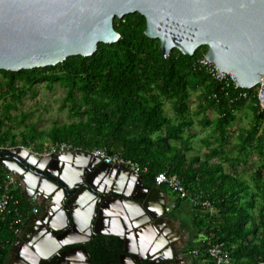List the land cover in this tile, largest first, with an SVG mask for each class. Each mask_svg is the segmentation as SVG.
I'll list each match as a JSON object with an SVG mask.
<instances>
[{"label":"water","instance_id":"1","mask_svg":"<svg viewBox=\"0 0 264 264\" xmlns=\"http://www.w3.org/2000/svg\"><path fill=\"white\" fill-rule=\"evenodd\" d=\"M133 14L146 19L145 34L160 41L164 56L178 50L193 57L207 48L208 61L221 74L231 75L241 89L254 90L264 81V0H0V71L53 67L71 57H91L101 44L120 40L115 21ZM0 167L21 178L26 191L37 190L55 200L56 214L52 211L51 221L39 223L36 233H47L55 240L43 247L52 252L37 256V263L25 259V264H125L129 235L145 228L148 221L161 236L155 255L135 253L130 264H178L181 259V253L172 252L173 238L162 228L167 220L163 187L150 189L143 177L125 169L111 171L88 153L42 156L24 147L4 148ZM111 174L114 179L107 195L99 179ZM35 175L59 189V196L54 197L51 189L42 190ZM128 181L131 194L116 190ZM137 188L144 192L142 196L136 194ZM109 215L118 217L125 231L119 240L123 252L95 262V231ZM76 252L86 254L82 262L71 256Z\"/></svg>","mask_w":264,"mask_h":264},{"label":"trees","instance_id":"2","mask_svg":"<svg viewBox=\"0 0 264 264\" xmlns=\"http://www.w3.org/2000/svg\"><path fill=\"white\" fill-rule=\"evenodd\" d=\"M115 28L120 40L112 45L101 44L91 57L76 56L53 67L2 73L10 75L11 82L21 80L28 86L52 77L55 81L62 79L70 87L67 98L70 104L75 101L76 91L82 93L83 103L89 107L88 120L56 131L52 135L55 146L69 143L83 152L107 149L111 155L133 160L147 170L142 176L148 188L156 184L159 174L177 177L191 194L208 200L216 211L195 218V227L205 235L203 248L222 243L230 251L234 264L264 263L262 228H249L255 222V212L264 223V115L258 107L256 90L235 87L224 90L208 73L196 67L207 48L199 49L193 57L178 50L164 56L160 41L146 36L147 22L140 14L116 19ZM190 91L204 93L199 115L213 109L219 116L213 128L217 138L213 145H205L209 150L205 159L188 157L192 149L190 139L183 136L194 123L188 102ZM242 92L249 93L247 100L236 99ZM250 100L257 104L256 118L251 128L239 137V143L232 145L237 111ZM170 101L177 124L164 110L165 103ZM210 124L213 123L205 117L203 127ZM178 143H182L181 147H177ZM253 156L258 160L254 174L257 193L253 200H248L240 169ZM214 159L221 163H212ZM225 163L231 164V171L224 169ZM8 174L11 173L0 167V184ZM162 187L169 192L168 187ZM17 199V208L10 210L0 222L6 245L5 250H0V264H5L17 239L15 231L36 210V203L24 194H17ZM185 202L178 199L176 204L180 207ZM193 208L205 212L201 207ZM258 234L262 241L255 244ZM116 245L122 248L120 241ZM206 250L200 253L205 254Z\"/></svg>","mask_w":264,"mask_h":264},{"label":"rangeland","instance_id":"3","mask_svg":"<svg viewBox=\"0 0 264 264\" xmlns=\"http://www.w3.org/2000/svg\"><path fill=\"white\" fill-rule=\"evenodd\" d=\"M2 72L0 71V138L3 139V143L0 145L7 148L28 145L25 147L31 148L35 152L48 153L55 147V140L52 135L56 131L64 127L76 126L88 120L86 111L89 110V107L83 103L82 93L76 91L74 103H67L70 87L64 80L55 81L52 77L51 80H44L28 86L21 80H15L14 83L11 82L10 75L8 76ZM203 94V91L189 92L190 115L195 123L201 120L202 116L207 115L211 122L215 124L219 118L215 110L209 109L199 115L200 98ZM172 105L171 101L166 102L164 110L169 119L172 118L177 124ZM256 107L255 100H250L237 111V119L233 123L232 129V145H237L239 137L253 125V121L256 118ZM207 131V129L201 128L200 133L207 136ZM207 154L203 144L195 145V156L205 159ZM214 160H216V162L213 161L214 164L221 163L219 159ZM249 161L248 165L241 167L240 172L243 174L242 178L246 194L249 197L248 200H253L257 193L254 174L257 170L256 162L258 160L257 157L253 156ZM230 166L231 164L225 163L224 169L229 172L231 171ZM168 190V197L171 199V203L178 201L179 198L176 197L173 191L171 189ZM256 205L257 207L261 206V204ZM187 209L188 206L186 205L184 208L185 212H187ZM204 211L198 212L199 216L216 213L213 209ZM255 217L259 220L258 212H255ZM257 223L260 224L257 227L262 228L261 232L264 233V223L262 221ZM190 229L193 231V235H197V231L191 227Z\"/></svg>","mask_w":264,"mask_h":264},{"label":"crops","instance_id":"4","mask_svg":"<svg viewBox=\"0 0 264 264\" xmlns=\"http://www.w3.org/2000/svg\"><path fill=\"white\" fill-rule=\"evenodd\" d=\"M206 116H202L196 123L194 122L191 129L187 130L186 133L183 135L185 137V140H189L190 139V147L192 148L191 151L188 153V156L190 157H194L195 156V145L199 146L200 144H203L204 148L206 149L207 153H209V150L206 148V144L209 145H213L215 143L214 139H216L217 136L215 135V133L213 132V128L215 127L214 124H210L208 127H203V121L205 119ZM209 118V116H208ZM210 119V118H209ZM202 129H207V136H204L203 133H200V130ZM212 130H211V129ZM200 143V144H199ZM179 144V145H178ZM177 147H181L182 143H178ZM199 144V145H198ZM216 162V160H213ZM212 161V163H214ZM111 177L114 179V176H112V174L110 175H106L104 177H102V179L107 180L108 181H112ZM144 181V179H143ZM130 183L126 182V185H124V188H130L131 187V181H128ZM145 183V182H144ZM157 185V184H156ZM132 188V187H131ZM135 188V187H134ZM165 198L168 202L167 207L168 209H171V218L168 219V221H170L171 225L176 227V231L179 230V232L177 231V235H174L173 241H174V249L172 250V252L174 251V253L177 251L178 252V246H181L180 248L182 250L183 246L185 244L186 246V252L184 251L183 253L181 252V250H179V253H182L181 256L179 258H181V262L178 264H203V258L200 257L199 255L195 254V251L200 252L201 250H206L209 248V245L207 246V248H203L204 247V243H203V239L205 237L204 232L198 228L195 227V218L196 216H198V212H196L193 208V206L188 202L183 203V205H181L180 207H178V205L176 204L177 201H174L173 203H171V199H169L168 197V192L165 191ZM178 198V197H177ZM186 205L188 206L187 212H185L184 208L186 207ZM39 208L38 205H36L35 209ZM56 207L53 208V210H55ZM112 209V208H111ZM116 209V208H115ZM212 209V208H211ZM208 209V210H211ZM51 210V211H53ZM214 210V209H213ZM215 211V210H214ZM216 212V211H215ZM255 215V214H254ZM33 212L31 217L27 220V222L25 221L23 227H21V234H19L17 236L16 241L14 242L13 246L11 248H13L14 246H16L17 248L14 249V251L12 252L10 249L9 255L6 259L5 264H21L23 262V258H21L22 256L20 255L21 253H24L23 251H21L22 249L26 248V242L23 241V235L25 233L28 232V230H31V226L33 225V219H34ZM119 219L118 217L116 218V216H106L105 218L102 219L101 224L99 225L98 230H96L95 235H97L96 239V246H94L92 252L95 250V248H103V249H110L109 251H103V250H97L96 253H99V255H104V257H108L110 260L114 257V253L110 252L113 251V249L111 250V248L113 247V243L114 241H119L120 239L123 240V237L125 236V231L121 228L119 221L117 220ZM259 220L256 219L255 217V226L254 223H250L249 228H253L259 226L260 224H258ZM193 226V227H192ZM191 228H193L195 231H197V235H193V231H191ZM163 229H166L164 227V224L162 226ZM166 231V230H165ZM25 232V233H24ZM167 232V231H166ZM260 233H262L260 231ZM260 234L257 235V237L255 238V244H257V242L262 241V238L259 237ZM129 239L127 241L128 243V247L129 250H131L130 255L131 256H135V253H140V252H144L146 254V256L149 257H153L155 255V248L157 246L158 240L160 236V233L157 231V229L155 227L152 226L151 222H146V227L137 231L134 235H129ZM78 240H81V238H76ZM74 240L75 242L78 240ZM83 240H87L86 237L83 238ZM86 241V242H87ZM105 242V245H104ZM55 243V240L53 238H51V246ZM79 245H74V247H78ZM184 246V247H185ZM176 250V251H175ZM52 252V251H51ZM203 252V251H201ZM13 254V257H9L11 256V254ZM75 257L82 260L83 257L86 255L85 253H74ZM172 254V253H171ZM125 264H130V260L125 261Z\"/></svg>","mask_w":264,"mask_h":264},{"label":"built area","instance_id":"5","mask_svg":"<svg viewBox=\"0 0 264 264\" xmlns=\"http://www.w3.org/2000/svg\"><path fill=\"white\" fill-rule=\"evenodd\" d=\"M169 56V55H165ZM196 67L204 70L208 73L213 80L218 82L223 86L224 90H228L231 87H235L236 89H241L235 79L229 74H221L217 68V66L213 62H209L204 55L200 58L197 63ZM247 90V89H243ZM256 98L258 101V107L260 112L264 115V81H262L256 89ZM228 96V95H227ZM217 98V96H215ZM249 98L248 92H242L239 94L238 100H247ZM231 103H234V100L231 99ZM26 148L25 146H23ZM4 146H0V151L3 150ZM29 152L42 155V156H49V155H57V154H66L69 152H78V153H88L91 154L93 157L99 159L104 165L108 167H114L118 169H125L129 170L134 176L136 177H143L142 174L144 173L143 167L130 159H125L122 156L116 154L111 155L107 149H95L92 152H83L77 148H74L69 143H62L57 145L51 149V152L48 153H38L35 152L31 148H26ZM156 184L159 187L166 186L173 191V193L181 200H185L190 203L193 207H201V209L208 210L212 208L211 203L208 200H204L203 197L191 194L188 189L185 187L183 182L179 180L177 177L168 176L167 173L159 174L156 178ZM25 186L21 179H19L14 174H8L0 184V222H2L3 218L6 214L10 213V210L16 209L19 205V200L17 199V194L20 193L24 194ZM37 213V210L34 211ZM16 234L21 233V229H17L15 231ZM5 243L2 240L1 233H0V250H5ZM196 255L200 254V257L203 258V264H234L233 259L231 257L230 251L226 248L225 244L217 243V244H210L209 248L206 250V253H200L195 251ZM264 264V263H260Z\"/></svg>","mask_w":264,"mask_h":264},{"label":"flooded vegetation","instance_id":"6","mask_svg":"<svg viewBox=\"0 0 264 264\" xmlns=\"http://www.w3.org/2000/svg\"><path fill=\"white\" fill-rule=\"evenodd\" d=\"M110 168H111V171H112V169H116L114 167H110ZM59 174H62V172L60 171ZM36 177L38 178V186L42 190L49 191L51 189V192L54 194V197L55 196H59L58 195L59 189H55V188H51V187L47 186V183H45L46 181L44 180L45 178L43 176L38 175ZM110 183H112L111 180L108 181V179L107 180L99 179V185L104 189V191H105V193H107V195H109L110 191H111V188H110L111 184ZM23 184H24V182H23ZM24 186H25V184H24ZM155 186H158V185L155 184L150 189H152ZM116 190H118V192H121L123 195L131 194L133 192L131 187L130 188L128 187L127 189L126 188H117ZM136 194L142 196L144 194V192L141 190V188H137ZM24 195L27 198H30L34 203H36V205H38L39 208L36 209L37 213L33 212V215H35V216H34V219H33V225L31 226V230L29 229L27 233L24 232L25 234L23 235V239L22 240L25 241L27 245H26V248L21 250V251L24 252V253L20 254L22 256L21 258H23V262L21 264H25V259L27 261L30 260L32 262L37 263V256L38 257H40V256L44 257V256H47V255L50 254V253H47V252H51V250H49V249L48 250L47 249L43 250L44 246H48V244L50 245V243H51V238H50L49 234L45 233V234H42V235L38 236L36 234L37 230H39V229H37L38 228L37 225L39 223H41V222L42 223H46L47 221H51V218H52L51 217V213H53L55 211V210H53V208L56 206V204L54 203L55 200H51V197L47 198L43 194L39 193V191H37V190L36 191H31V190L30 191H26L25 190ZM51 202H52V204H51ZM111 202H114V201L111 200ZM167 204H168V202H167ZM50 205H51V209L50 210L48 209L46 211L47 206L50 207ZM51 210H53V212ZM54 214H56V213L54 212L52 215H54ZM170 218H171V209H168V207H167V220L164 223H162V224H164L165 228L167 227L165 230L168 232V234L171 235V238H174V235L175 234L177 235V231L179 232V230L176 231V229H175L176 227L172 226L170 221L168 222V219H170ZM117 242L118 241H114L113 244H115V245H112L113 246L112 247L113 251H110V252L114 253V257L112 259L115 258V254H117L118 252H120V251L123 252V248H121V249L117 248V245H116ZM184 246H185V244H184ZM184 246H183L184 250H182L180 248L181 246H178V252H179V250H181L182 253L184 251L186 252V246L185 247ZM15 248H17V247L14 246L13 248H11L12 249L11 251L13 252ZM101 249H102L101 247L100 248H95V250L92 252V255H93L92 259L93 260L96 259V257H100V258H104V259L107 258V257H104V255H99V253H96L97 250L99 251ZM36 250H41L40 251L41 253L38 254V252H36ZM117 250H119V251H117ZM128 250H129V247H128ZM130 251L131 250H129V252H128L129 257L126 258L125 261H127V260L129 261L131 259V257H133V256L130 255V253H131ZM71 256L74 257L75 260L78 259V258L75 257V254H73ZM9 257L12 258L13 254H11V256H9ZM80 261L82 262V260H80ZM94 261L96 262L97 260H94ZM180 262H181V260L179 259L178 263H180Z\"/></svg>","mask_w":264,"mask_h":264}]
</instances>
